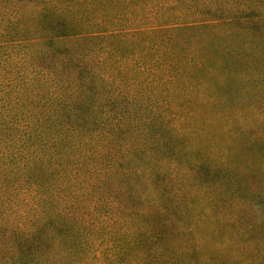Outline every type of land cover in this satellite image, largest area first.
<instances>
[{
    "label": "trees",
    "instance_id": "16d2710c",
    "mask_svg": "<svg viewBox=\"0 0 264 264\" xmlns=\"http://www.w3.org/2000/svg\"><path fill=\"white\" fill-rule=\"evenodd\" d=\"M263 3L0 0V264H209Z\"/></svg>",
    "mask_w": 264,
    "mask_h": 264
},
{
    "label": "rangeland",
    "instance_id": "374dc122",
    "mask_svg": "<svg viewBox=\"0 0 264 264\" xmlns=\"http://www.w3.org/2000/svg\"><path fill=\"white\" fill-rule=\"evenodd\" d=\"M4 25L5 20L1 18V40L6 37ZM200 33L245 47L247 66L244 68L240 61L237 73L248 71L251 75L246 83L240 74H235L217 86L218 94L224 96L221 102H226V94L231 89V100L246 112V122L238 118L233 123V131L242 132L241 140L248 146L242 153L237 142L234 155L241 156L234 168L233 186L219 187L221 200L216 211L221 224L214 232L215 255L209 264H264V23L259 28L248 29L223 23L202 24ZM239 136L231 141H238Z\"/></svg>",
    "mask_w": 264,
    "mask_h": 264
}]
</instances>
